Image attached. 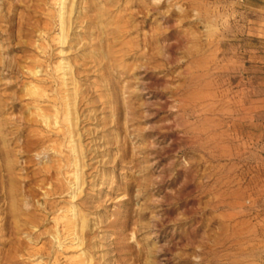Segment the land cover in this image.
<instances>
[{"label": "rangeland", "instance_id": "obj_1", "mask_svg": "<svg viewBox=\"0 0 264 264\" xmlns=\"http://www.w3.org/2000/svg\"><path fill=\"white\" fill-rule=\"evenodd\" d=\"M0 264H264V0H0Z\"/></svg>", "mask_w": 264, "mask_h": 264}, {"label": "bare ground", "instance_id": "obj_2", "mask_svg": "<svg viewBox=\"0 0 264 264\" xmlns=\"http://www.w3.org/2000/svg\"><path fill=\"white\" fill-rule=\"evenodd\" d=\"M56 123V122H55Z\"/></svg>", "mask_w": 264, "mask_h": 264}]
</instances>
